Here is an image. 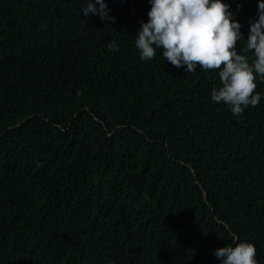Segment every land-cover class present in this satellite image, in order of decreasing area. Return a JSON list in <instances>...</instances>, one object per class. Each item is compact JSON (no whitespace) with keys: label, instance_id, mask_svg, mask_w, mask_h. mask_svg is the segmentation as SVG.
Masks as SVG:
<instances>
[{"label":"trees","instance_id":"16d2710c","mask_svg":"<svg viewBox=\"0 0 264 264\" xmlns=\"http://www.w3.org/2000/svg\"><path fill=\"white\" fill-rule=\"evenodd\" d=\"M105 2L0 0V264H264V79L234 116L216 69L139 58L147 0ZM225 2L251 61L257 0Z\"/></svg>","mask_w":264,"mask_h":264},{"label":"clouds","instance_id":"9594fccd","mask_svg":"<svg viewBox=\"0 0 264 264\" xmlns=\"http://www.w3.org/2000/svg\"><path fill=\"white\" fill-rule=\"evenodd\" d=\"M147 20L140 21L135 33L139 58L151 59L155 49L161 50L166 62L184 72L197 67L216 69L220 81L211 90L213 102H223L231 113L241 114L248 106H256L261 93L254 91L256 78L264 79V0H257L255 18L249 19L246 48L252 59L239 54L236 43L242 37L241 24L225 0H147ZM91 12L105 22V0H86L83 15ZM109 48L115 45L109 44ZM238 240V238H236ZM219 264H258L256 248L251 241L236 240L214 250Z\"/></svg>","mask_w":264,"mask_h":264}]
</instances>
